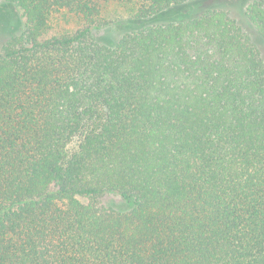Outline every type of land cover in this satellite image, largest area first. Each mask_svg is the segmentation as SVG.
<instances>
[{"label": "trees", "instance_id": "obj_1", "mask_svg": "<svg viewBox=\"0 0 264 264\" xmlns=\"http://www.w3.org/2000/svg\"><path fill=\"white\" fill-rule=\"evenodd\" d=\"M205 1L0 0V264H264V0Z\"/></svg>", "mask_w": 264, "mask_h": 264}, {"label": "rangeland", "instance_id": "obj_2", "mask_svg": "<svg viewBox=\"0 0 264 264\" xmlns=\"http://www.w3.org/2000/svg\"><path fill=\"white\" fill-rule=\"evenodd\" d=\"M218 1L219 0H207L205 1L204 6L216 5ZM1 14L5 22L3 21L4 23H0V46L9 36L19 33L23 28V18L16 8L6 6L4 11H1ZM125 22L126 21L120 22L119 26L116 27L110 26L95 30L94 36L104 43L112 44L124 29ZM117 201L118 199L112 196H106L101 200L105 205L117 203Z\"/></svg>", "mask_w": 264, "mask_h": 264}]
</instances>
